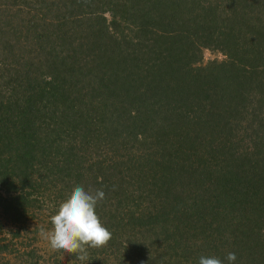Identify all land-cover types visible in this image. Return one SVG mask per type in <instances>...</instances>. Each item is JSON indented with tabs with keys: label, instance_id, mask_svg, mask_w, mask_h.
Masks as SVG:
<instances>
[{
	"label": "trees",
	"instance_id": "1",
	"mask_svg": "<svg viewBox=\"0 0 264 264\" xmlns=\"http://www.w3.org/2000/svg\"><path fill=\"white\" fill-rule=\"evenodd\" d=\"M77 185L78 264H264V0H0V264Z\"/></svg>",
	"mask_w": 264,
	"mask_h": 264
},
{
	"label": "clouds",
	"instance_id": "2",
	"mask_svg": "<svg viewBox=\"0 0 264 264\" xmlns=\"http://www.w3.org/2000/svg\"><path fill=\"white\" fill-rule=\"evenodd\" d=\"M105 198V192L97 189L87 191L83 186L73 188L70 196L60 203L58 211L51 216L52 229L41 236L50 241L53 250H63L77 259H88V248L107 247L113 234L101 222L96 208ZM236 254L228 252L225 259L234 264ZM198 264H224L216 256H200Z\"/></svg>",
	"mask_w": 264,
	"mask_h": 264
},
{
	"label": "rangeland",
	"instance_id": "3",
	"mask_svg": "<svg viewBox=\"0 0 264 264\" xmlns=\"http://www.w3.org/2000/svg\"><path fill=\"white\" fill-rule=\"evenodd\" d=\"M201 54L202 64H206L212 60H221L225 58L224 54L221 51L210 48H203ZM48 219L49 217H45V215H42V217H40L37 214L35 215V217H31L30 219H28L29 223L24 226L26 228L20 229L24 236L23 242L24 245H26V248H24L23 246H18L17 250L14 251L15 247L13 246L10 248L9 252L3 251L5 253H8L5 255L7 260H9L11 264H78L76 260H72L75 257L71 258L69 256L70 254L65 253L63 250H53L50 246V241L41 236L40 230L42 228L45 231H50L52 229V226L44 224L48 221ZM39 220H41V222ZM14 227L15 226L11 222L7 221V219L2 214H0L1 239H9L12 233L11 230H15ZM29 251H31L32 254H30L31 256L27 257V253ZM92 252L108 253V249L107 247L94 248L92 249ZM21 253H24V255L22 256ZM89 258L91 260V257ZM23 261L26 263H23Z\"/></svg>",
	"mask_w": 264,
	"mask_h": 264
}]
</instances>
